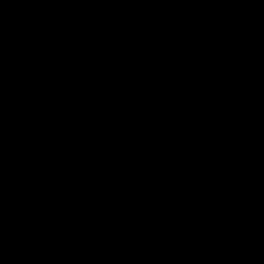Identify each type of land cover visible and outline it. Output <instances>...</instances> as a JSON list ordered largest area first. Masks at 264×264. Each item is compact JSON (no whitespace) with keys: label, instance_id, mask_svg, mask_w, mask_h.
Instances as JSON below:
<instances>
[{"label":"water","instance_id":"obj_1","mask_svg":"<svg viewBox=\"0 0 264 264\" xmlns=\"http://www.w3.org/2000/svg\"><path fill=\"white\" fill-rule=\"evenodd\" d=\"M0 264H264V0H0Z\"/></svg>","mask_w":264,"mask_h":264}]
</instances>
